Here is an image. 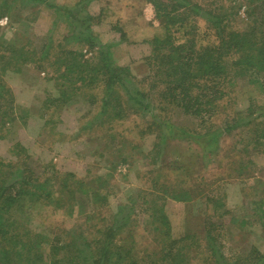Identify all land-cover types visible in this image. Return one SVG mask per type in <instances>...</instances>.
Segmentation results:
<instances>
[{
  "label": "rangeland",
  "instance_id": "rangeland-1",
  "mask_svg": "<svg viewBox=\"0 0 264 264\" xmlns=\"http://www.w3.org/2000/svg\"><path fill=\"white\" fill-rule=\"evenodd\" d=\"M162 1L173 18L163 13L160 20L178 43L194 38V50L216 44L215 33H244L251 18L264 19V0H192L187 17L171 24L183 11L178 8L182 0ZM198 6L203 12H196ZM5 18L7 23L0 24V86L12 94L0 95V166H18L14 172L34 178L44 197H21L4 207V245L26 242L35 234L41 237L36 244L102 238L122 245L123 253L128 249V263L148 264L163 257L161 246L173 239L187 254L179 264H217L205 248L214 238L225 259L234 262L253 249L264 259L262 79L260 84L249 76L233 85L222 83L220 93L224 88L230 95L204 115L210 123L217 118L208 128L164 104L147 85L149 42L166 35L149 2L0 0V21ZM76 27H89L98 43L113 46L114 64L124 71V82L110 97L80 81L70 90L60 76L65 51L81 52L82 61L97 59V48L73 40ZM132 84L146 92L136 96L141 107L124 91ZM83 182L95 184L87 188ZM70 191H76L72 212ZM152 195L157 197L154 218L148 203ZM175 195L193 199L178 202L171 198ZM159 206L169 232L161 227Z\"/></svg>",
  "mask_w": 264,
  "mask_h": 264
},
{
  "label": "trees",
  "instance_id": "trees-1",
  "mask_svg": "<svg viewBox=\"0 0 264 264\" xmlns=\"http://www.w3.org/2000/svg\"><path fill=\"white\" fill-rule=\"evenodd\" d=\"M145 1L153 5L155 16L160 20V15L166 13L165 3L162 0ZM192 2V0H182L178 8L183 11L176 16L179 18L174 20L175 22L172 21L171 24H178L180 23V18L187 17L186 13ZM260 8L264 11V2ZM77 9H80V7ZM201 11L202 8L198 6L196 12L199 13ZM171 13L168 12L165 15L172 19ZM198 15L201 16V14ZM85 19L94 20L92 16H88ZM160 22L161 26L166 30V35L163 38H158L160 37L158 36L153 42H149L152 50L151 55L146 59V63H148L151 72L146 79L151 80V84H146L150 89H156V93L165 101L163 102L164 104L168 103V105L181 109L188 117L199 119L203 126L210 128L217 118L214 120L213 118L210 119V123L209 119L205 120L204 115L209 114L212 109L217 110L219 107H216L215 102H224L230 95L228 92H224V88L221 90L223 95L220 93L219 86L222 83L228 80L229 84L232 83L233 85L236 80L249 76L254 84H260L259 81L262 79L263 83L260 85L264 87V67L259 65V62L264 64V19L258 21L255 18L253 20L251 18L246 24L247 27L244 33H231L225 36H217L215 33L216 39L214 43L216 44L210 47L199 46L198 50H194L196 46L194 38L189 44L178 43L170 33L171 28L167 27L165 21L160 20ZM76 30L77 32H74V36H76L73 40H86L87 44L92 48H97V59L94 63H90L82 61L83 55L81 52L78 54L70 50L65 51L66 55H63L64 60H62L60 65L62 66L60 76L69 85L70 90H74L76 83L80 81L81 83L83 82V87L90 88V91L102 90L104 97L106 95L110 97L112 95L111 90L121 86L124 82V71L114 64V58L111 53V47L113 46L98 43L99 41L92 34L89 27H82L80 30L76 27ZM72 75H76L75 81H72ZM224 86L226 87V85ZM64 89L63 91L65 92L67 86ZM124 91L136 106H142L136 96L146 94V92L136 90L133 84L132 87L124 88ZM8 93H10L9 90L7 91L5 87L0 86V95ZM106 104L107 102L104 103V105ZM181 132L189 134L185 130ZM2 167L4 166H0V226L3 225L2 218L4 216H2V210L4 207L14 205L21 197L30 196L33 199L39 195V199L41 196L42 199L44 197V192L36 189L34 178L27 176V179H25L24 175L26 174L21 175L20 173L22 172H19V170L14 172V169H17L18 166H15V168L12 165H8L6 168ZM17 178H24L25 180H18ZM70 178L72 177H65L67 181ZM89 183L91 182H87V184ZM87 184L83 182L81 186L88 188L90 185ZM38 191L39 193H36ZM75 192L70 191L67 193L68 196H71V199L67 201V204L71 203L69 206L71 212L75 204ZM20 193L22 194L21 196H19ZM185 196H187V193H185ZM185 196L175 195L171 198L178 202L188 203L192 201L191 199L193 198ZM151 197V202L148 203L151 204V217L154 218V215L158 213V209L155 207V199L157 197L153 195ZM163 197L158 196V198ZM166 199L164 197V200ZM59 202L64 205L66 201L60 200ZM159 208L163 214L165 212L163 207L161 209V206H159ZM161 216V227H165L169 232L168 219L164 214ZM108 229L112 230L110 227ZM24 234L27 238L32 235L28 233V230ZM36 238L41 237L39 234H35L31 239H25L28 244L24 240H16L11 242V244L4 245L5 236L0 234V264H140L139 262L135 263V261L130 263L125 261V255L130 256L128 249L124 250L123 253V246L118 245L116 242L111 243L112 241L109 239L98 238L96 241L91 242L81 237L68 242L65 238L59 241H48L47 244H45L46 242L38 241L36 244V242L33 243ZM207 238H212V234L207 233ZM188 240H190L189 237L184 239L185 242ZM206 242L209 245L205 248L207 252L213 253L217 264H264V259H262L257 250L243 251L233 262V260L224 258L220 245L217 244L218 248H215L216 240L214 238L208 239ZM179 245L178 241L167 240L166 244L161 246L160 256L163 257L153 259L148 264L183 263L187 254L183 251V245ZM19 246L23 247L22 252L18 251ZM24 246L30 247L25 249ZM195 247L199 246L196 245ZM19 260L21 261L19 262ZM22 260L25 261L22 262Z\"/></svg>",
  "mask_w": 264,
  "mask_h": 264
},
{
  "label": "clouds",
  "instance_id": "clouds-1",
  "mask_svg": "<svg viewBox=\"0 0 264 264\" xmlns=\"http://www.w3.org/2000/svg\"><path fill=\"white\" fill-rule=\"evenodd\" d=\"M7 23V19L5 18V20L0 21V24H6Z\"/></svg>",
  "mask_w": 264,
  "mask_h": 264
}]
</instances>
